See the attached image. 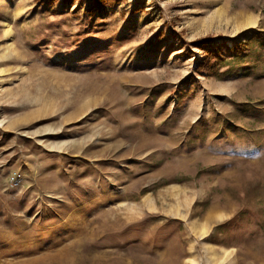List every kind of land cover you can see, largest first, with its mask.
<instances>
[{
	"label": "rangeland",
	"instance_id": "1",
	"mask_svg": "<svg viewBox=\"0 0 264 264\" xmlns=\"http://www.w3.org/2000/svg\"><path fill=\"white\" fill-rule=\"evenodd\" d=\"M88 2L0 0V264H264V0Z\"/></svg>",
	"mask_w": 264,
	"mask_h": 264
},
{
	"label": "trees",
	"instance_id": "2",
	"mask_svg": "<svg viewBox=\"0 0 264 264\" xmlns=\"http://www.w3.org/2000/svg\"><path fill=\"white\" fill-rule=\"evenodd\" d=\"M40 3H45L47 5L54 3H63L66 5H74L84 0H36ZM124 0H89L86 10L90 15L93 14L95 10H102L106 5L114 6L123 2ZM157 39L164 36L163 31L157 33ZM259 38H264V30H252L250 35L246 37L244 41L239 40L233 42L231 45L222 39L221 42H215L212 35H206L205 37H197L189 41L187 48L183 50L184 53L189 56L195 55L193 48L203 49V54L197 60L196 69L198 71H206L210 74H215L218 70L219 65L223 62V57L221 55L224 49L233 50L236 53H244L246 49L250 48L256 40Z\"/></svg>",
	"mask_w": 264,
	"mask_h": 264
}]
</instances>
